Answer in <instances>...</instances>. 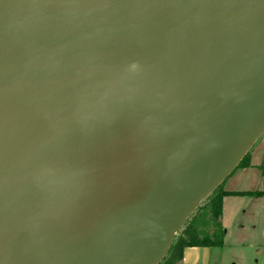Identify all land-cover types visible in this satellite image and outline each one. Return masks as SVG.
I'll return each mask as SVG.
<instances>
[{"label":"water","instance_id":"obj_1","mask_svg":"<svg viewBox=\"0 0 264 264\" xmlns=\"http://www.w3.org/2000/svg\"><path fill=\"white\" fill-rule=\"evenodd\" d=\"M264 135V0H0V264H159Z\"/></svg>","mask_w":264,"mask_h":264},{"label":"crops","instance_id":"obj_2","mask_svg":"<svg viewBox=\"0 0 264 264\" xmlns=\"http://www.w3.org/2000/svg\"><path fill=\"white\" fill-rule=\"evenodd\" d=\"M224 191L250 194L223 199L224 247H188L182 264H264V140L250 150L247 166L225 181Z\"/></svg>","mask_w":264,"mask_h":264},{"label":"trees","instance_id":"obj_3","mask_svg":"<svg viewBox=\"0 0 264 264\" xmlns=\"http://www.w3.org/2000/svg\"><path fill=\"white\" fill-rule=\"evenodd\" d=\"M250 152L238 168L247 166ZM225 183V182H224ZM224 183L193 213L178 233L167 256L159 264H181L188 247H224L225 229L222 226L223 199L226 196H246L249 193L224 191Z\"/></svg>","mask_w":264,"mask_h":264},{"label":"rangeland","instance_id":"obj_4","mask_svg":"<svg viewBox=\"0 0 264 264\" xmlns=\"http://www.w3.org/2000/svg\"><path fill=\"white\" fill-rule=\"evenodd\" d=\"M262 140H264V135L258 140V142L254 145V146H258V144H260V142H262ZM215 253H213L214 254V258H213V261L215 262V259H216V257H217V255H216V252H218V251H214ZM219 254V253H218ZM229 260L231 259V254L229 255V258H228ZM182 264V263H181ZM232 264H234V262L232 263Z\"/></svg>","mask_w":264,"mask_h":264}]
</instances>
